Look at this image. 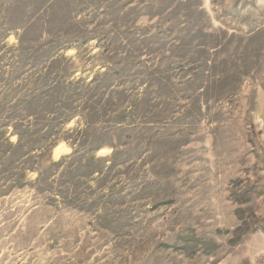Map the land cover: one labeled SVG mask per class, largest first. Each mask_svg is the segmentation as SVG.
Listing matches in <instances>:
<instances>
[{
    "label": "rangeland",
    "instance_id": "374dc122",
    "mask_svg": "<svg viewBox=\"0 0 264 264\" xmlns=\"http://www.w3.org/2000/svg\"><path fill=\"white\" fill-rule=\"evenodd\" d=\"M67 76L83 165L0 194V264H264V0H0V105Z\"/></svg>",
    "mask_w": 264,
    "mask_h": 264
},
{
    "label": "trees",
    "instance_id": "16d2710c",
    "mask_svg": "<svg viewBox=\"0 0 264 264\" xmlns=\"http://www.w3.org/2000/svg\"><path fill=\"white\" fill-rule=\"evenodd\" d=\"M54 50L45 60L54 62ZM115 63L124 66V59ZM112 74L119 76L122 74L121 68L113 70ZM79 80L83 81V79ZM94 81L93 78L88 84ZM75 82L78 81H73L67 76L60 82L54 81L51 86L46 87L49 88V91L45 88L39 90L41 97L36 101L29 100L24 104L0 105V194H6L9 190L20 188L29 183L27 176L31 172L37 173L33 182H40L44 186L46 180L64 166L66 159L71 160L70 165L79 164L85 159L84 151L87 139L81 136L85 130L73 128L63 131L62 129L76 114L74 111L76 106H73L75 99L85 98L87 100V103H83V105L88 114L85 113L83 117H87L85 118L86 124L90 125L92 122L90 116L99 105V101H97L99 97L94 93L95 88L81 90L74 85ZM50 116L52 118H49ZM123 117H125L124 114L117 117L119 120L116 123H122ZM13 135L17 137L16 142L10 140V136ZM61 140L65 141L72 151L53 160L50 157V150ZM91 153L93 151L88 152L90 155L87 160L88 165L92 162L102 163L105 161L104 158L95 157ZM104 168L105 165H93L90 174L97 173L100 177ZM42 188L44 190L41 191H46L47 186ZM250 225L252 230L259 229L264 234V218Z\"/></svg>",
    "mask_w": 264,
    "mask_h": 264
},
{
    "label": "bare ground",
    "instance_id": "6f19581e",
    "mask_svg": "<svg viewBox=\"0 0 264 264\" xmlns=\"http://www.w3.org/2000/svg\"><path fill=\"white\" fill-rule=\"evenodd\" d=\"M64 147H65V144L64 143H61V144L57 145L54 148V151H53L54 155L56 157L59 156V154H61L63 152ZM66 149H68V148L66 147Z\"/></svg>",
    "mask_w": 264,
    "mask_h": 264
}]
</instances>
